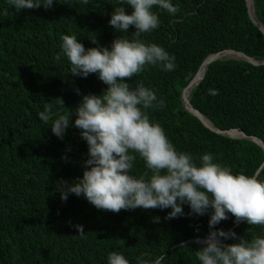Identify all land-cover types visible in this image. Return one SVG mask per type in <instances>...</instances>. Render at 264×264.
Masks as SVG:
<instances>
[{
    "label": "trees",
    "instance_id": "obj_1",
    "mask_svg": "<svg viewBox=\"0 0 264 264\" xmlns=\"http://www.w3.org/2000/svg\"><path fill=\"white\" fill-rule=\"evenodd\" d=\"M61 2L54 0L47 10L41 6L16 11L7 0H0V264H107L110 251H119L130 264H137L139 256L154 259L161 254L162 264H199L195 256L199 245L194 241L208 234L211 209L204 215H188L190 208L185 204V215L166 219L170 208L114 213L99 210L75 194L62 201L54 191L59 179L72 182L82 176L88 146L79 129L71 125L61 140L37 113L47 101L54 113L67 114L83 94L99 95L107 87L96 74L87 78L68 75L66 57L61 56L59 62L53 59L61 51V37L74 35L87 49L98 46L91 40L95 38L99 45L110 47L118 35L109 24L117 0L72 6ZM171 2L179 11L173 16L154 9L159 27L141 39L174 55L175 70L149 65L127 82L135 87L142 81L165 100L163 109L148 112L177 150L191 153L197 163L202 154L211 153L214 162L229 166L234 174H255L264 180V148L250 138L255 136L264 144V63L219 56L188 92L192 106L213 126L237 129L247 137L210 129L181 98L182 89L212 53L235 49L264 60V33L249 18L245 0ZM253 3L264 24V0ZM4 9L7 16L2 14ZM125 10L133 11L130 5ZM134 31L130 26L129 33L120 35L131 38ZM210 89L218 94L210 95ZM145 171L138 158L132 174L139 177ZM154 217L160 219L154 221ZM77 224L83 225V235ZM216 228L234 230L238 237L249 236V228L251 233L264 234L259 226L235 223L230 214Z\"/></svg>",
    "mask_w": 264,
    "mask_h": 264
},
{
    "label": "clouds",
    "instance_id": "obj_2",
    "mask_svg": "<svg viewBox=\"0 0 264 264\" xmlns=\"http://www.w3.org/2000/svg\"><path fill=\"white\" fill-rule=\"evenodd\" d=\"M60 3L61 0H59ZM90 0H66L64 4L87 5ZM16 11L21 9L46 10L54 0H7ZM109 20L118 35L111 46L85 48L74 35H62L61 51L53 59L67 58L72 77L87 78L96 74L107 87L101 94H83L81 102L67 114L53 112V105L44 102L37 113L39 120L51 127L52 133L64 138L69 126L80 131L88 146V158L83 161V174L72 182L59 179L54 191L62 201L69 194L82 196L95 208L119 213L121 210L170 208L166 219L185 215L183 205L190 208L188 215H204L211 209L209 232L194 243L199 264H264V234L238 237L234 230L216 228L229 214L234 222L264 228V180L255 174L233 173L229 166L214 162L211 153H204L197 163L189 152L177 150L162 125L150 119L148 110H160L165 105L156 92L138 82L131 87L127 82L149 66L159 65L164 71L175 70V56L162 46L147 43L142 34L159 27L158 12L175 15L179 8L171 0H117ZM125 5L133 9L126 12ZM4 16L8 10L4 9ZM177 22V21H174ZM130 26L135 31L129 33ZM80 94L79 88H75ZM210 95L218 90L210 89ZM58 98L64 106L62 98ZM70 109V108H69ZM74 113V122H73ZM143 161L147 171L139 177L132 174L134 162ZM67 159V157H64ZM158 221L159 217H154ZM80 235L83 225H75ZM223 238V239H221ZM235 240L225 243V240ZM146 255V254H145ZM137 264H162L164 254L154 259L136 258ZM107 264H130L119 251H110Z\"/></svg>",
    "mask_w": 264,
    "mask_h": 264
},
{
    "label": "water",
    "instance_id": "obj_3",
    "mask_svg": "<svg viewBox=\"0 0 264 264\" xmlns=\"http://www.w3.org/2000/svg\"><path fill=\"white\" fill-rule=\"evenodd\" d=\"M245 1H246V6H247V11H248L249 18L264 33V24L259 20V18L257 17V15L255 13L253 0H245ZM225 53H232L235 56H231V57L245 59L247 61H250L253 64L264 63V60L257 61L253 57L248 56L247 54H245L244 52L239 51V50H235V49H223L221 51L212 53V54L208 55L202 61L198 71L191 78V80L187 83V85L182 89V92H181L182 102H183L184 106L189 111H191L193 114H195L202 121V123L204 125H206L207 127H209L210 129H212V130H214L216 132H219L221 134L228 135V136L247 137V135L243 131H240V130H237V129L221 130V129L213 126V124L205 116H203V114H201V112H199L197 109H195L192 106V104L190 103V101L188 99L189 90L201 80V78L203 77V74H204L208 64L212 60H214L215 58H217L219 56H223V54H225ZM200 70H202L203 73L199 77L198 74H199ZM250 138H252L253 140L257 141L264 148V144L259 138L255 137V136H252Z\"/></svg>",
    "mask_w": 264,
    "mask_h": 264
},
{
    "label": "bare ground",
    "instance_id": "obj_4",
    "mask_svg": "<svg viewBox=\"0 0 264 264\" xmlns=\"http://www.w3.org/2000/svg\"><path fill=\"white\" fill-rule=\"evenodd\" d=\"M223 55H226V56H235V55H233L232 53H225V54H223ZM202 73H203V71L200 70L198 76L200 77V76L202 75Z\"/></svg>",
    "mask_w": 264,
    "mask_h": 264
}]
</instances>
